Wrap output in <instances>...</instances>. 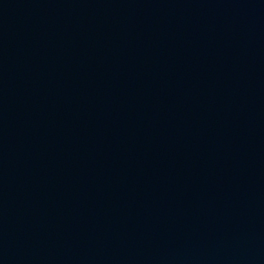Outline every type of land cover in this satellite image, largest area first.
<instances>
[{
  "label": "water",
  "instance_id": "1",
  "mask_svg": "<svg viewBox=\"0 0 264 264\" xmlns=\"http://www.w3.org/2000/svg\"><path fill=\"white\" fill-rule=\"evenodd\" d=\"M0 264H264V0H0Z\"/></svg>",
  "mask_w": 264,
  "mask_h": 264
}]
</instances>
